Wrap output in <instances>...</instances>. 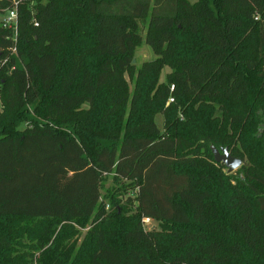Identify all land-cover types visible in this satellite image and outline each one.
<instances>
[{"label": "trees", "instance_id": "16d2710c", "mask_svg": "<svg viewBox=\"0 0 264 264\" xmlns=\"http://www.w3.org/2000/svg\"><path fill=\"white\" fill-rule=\"evenodd\" d=\"M16 1L10 74L0 22V264H264V0H0V13ZM139 20L156 58L131 95ZM213 147L254 164L227 202ZM108 175L134 197L103 202Z\"/></svg>", "mask_w": 264, "mask_h": 264}, {"label": "rangeland", "instance_id": "374dc122", "mask_svg": "<svg viewBox=\"0 0 264 264\" xmlns=\"http://www.w3.org/2000/svg\"><path fill=\"white\" fill-rule=\"evenodd\" d=\"M190 1L193 3L196 0H190ZM36 3H37L36 0H31V2H30L31 6H34ZM2 17H3V15H2V13H0V20L2 19ZM138 25H139V32L138 33L140 34V37H141V43L136 47L135 52H134V58L132 60L133 65H134V72H133L134 76L132 77L128 72L125 73V77L129 83V89H130L131 95L133 94L134 88H135V79H136L137 69L140 68L144 62L151 61V60L156 58V54L154 53L152 48L148 44H146V42H145V37H146L147 31H148V21L147 20H139ZM251 55L252 54H250V56ZM20 61H22V63H23L22 58H20ZM20 61H18V62H20ZM170 71H171V69L168 66H166L160 75V81H164L167 73H169ZM85 106L87 107V104H85ZM27 108H28V113H29L28 117L32 120L38 119V117L33 112V110H34L33 106L28 105ZM129 110H130V105L128 103V105L126 106V114H128ZM29 122H30V120L27 121L26 123H24L22 125V128L25 125H27V123H29ZM156 122L161 129L164 128L163 114L158 113L156 115ZM259 131H260V134L262 135V137H261L262 140L260 141V143L264 144V126H260ZM238 139H239V135H237L235 137V140H234V143L236 144V149L240 153H244V151H243L244 145L242 142L240 143V141ZM244 159L245 160H244L243 164L246 167L249 168V167L254 165V164H252V161L247 157L246 154L244 156ZM212 162H214L216 167H217L216 168L217 169L216 175L220 176V181L219 180L214 181L211 185V189L213 190L215 195L222 193L223 194L222 200L227 202L230 198V196L227 194L230 191L229 186H231V185L238 186L240 178H244V174L246 173V169L238 168V170H235L234 172L229 173L227 168L222 167L221 165L217 164L214 159H212ZM221 179H223V180H221ZM120 187H121V185L117 182V180L115 179V177L113 175L105 176L102 180V184L100 187L101 200L105 203H108L112 199L111 198L112 196L118 197L120 195V197L122 199H124L130 195L134 197L135 194H133V191H131V190H129V192L126 193L125 196L121 195L122 192H120L121 190H119ZM151 224L153 226H155V228H157V229L159 228V224L156 220L152 221ZM148 227L149 226H146V229H150ZM89 228H90V225H88L87 227H84V228H80V237H79L80 241L83 239V237L85 236V234L89 230Z\"/></svg>", "mask_w": 264, "mask_h": 264}, {"label": "built area", "instance_id": "2783aa9c", "mask_svg": "<svg viewBox=\"0 0 264 264\" xmlns=\"http://www.w3.org/2000/svg\"><path fill=\"white\" fill-rule=\"evenodd\" d=\"M19 2H15L14 6L12 8H9L5 10L2 15V19L0 22L2 25L9 29L12 32V40H13V46L10 49V54L7 56L3 61H1V64L5 65L8 64L12 57L16 58V63L9 69V74L15 70L17 67L18 61H20V55L18 54V48H17V41H18V28H19V10H18ZM35 25H38V22L35 21ZM171 89H174V86L171 87ZM1 92H2V83L0 82V111L3 109V104L1 100ZM174 98L170 97L169 102H173ZM143 225L146 229V226H149L148 228L153 229L155 226H153L151 223L154 221V219L150 217H144L142 219Z\"/></svg>", "mask_w": 264, "mask_h": 264}, {"label": "water", "instance_id": "95a60500", "mask_svg": "<svg viewBox=\"0 0 264 264\" xmlns=\"http://www.w3.org/2000/svg\"><path fill=\"white\" fill-rule=\"evenodd\" d=\"M215 161L217 163H222L228 169L229 173L234 172L243 165V160L241 158L233 156L229 148L218 149L216 147L212 148Z\"/></svg>", "mask_w": 264, "mask_h": 264}]
</instances>
